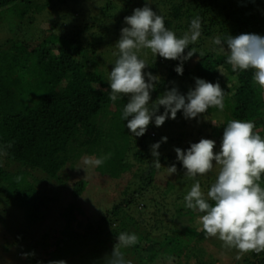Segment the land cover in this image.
<instances>
[{
    "label": "trees",
    "instance_id": "16d2710c",
    "mask_svg": "<svg viewBox=\"0 0 264 264\" xmlns=\"http://www.w3.org/2000/svg\"><path fill=\"white\" fill-rule=\"evenodd\" d=\"M100 1L0 0V24L5 21V27L11 33L0 42V54L5 55L4 62H6L4 65L0 64V157L3 155L21 167L16 171H9L0 166V194L5 195L3 198L7 204L13 202L18 204L30 217L38 214L44 201H51L52 204L58 201L40 195L36 185L39 183L37 181L41 180L36 176L30 178V170L42 172L47 178L54 179L62 187H66L69 197L71 194L78 197L85 187L84 182L75 180L70 183L65 168L74 170L78 157L91 145L94 148L98 143H102V140L105 142V136L108 138L107 135L112 134L110 127H113L116 133L130 131L126 126L127 121L122 119V111L128 98L120 96L115 102L110 100L107 78L109 75L99 67L106 64L104 52L118 54L115 42L120 36L121 28L127 26L124 17L131 15L134 8L142 7L145 0H120L119 4L107 0L103 5H100ZM83 6L88 8L82 9ZM150 6L158 15L163 16L165 26L173 30L178 37L188 31L191 20L197 15L201 17L202 25L198 41L189 45L197 53L183 62L182 75H178L175 71L180 61L164 59L160 62L159 58L156 61L150 50H140L138 56L141 59L144 56L151 57L148 72L159 73L160 78L150 93V103L170 89L173 84H177L179 91L186 94L190 88H194L195 78L220 83L222 77H227L228 81L222 82L220 86L225 91L224 107H228L229 117L232 120L253 121L256 125L254 131L264 137V88L254 83L253 69L233 72L226 62L228 52L213 43L215 37L228 34L235 36L241 33H255L264 36V0H151ZM95 7L97 10L100 9V14L106 22L114 16L111 11L117 10L113 18L115 22L113 33L109 31L107 25H104L96 27L95 32L91 31L90 37L84 35V31L94 27L92 23L85 21L86 18L98 21L96 15L94 17L88 15L90 8ZM30 13L32 15H29ZM33 13L48 14L51 23L37 36L28 32V23L35 24L36 21ZM77 20L84 23L75 30H69L70 23H75ZM101 47L105 48L104 52ZM187 51L188 49H185V53ZM201 51L204 52L203 56H199ZM156 56L159 57L158 54ZM116 58L117 55H114L111 65ZM145 79L147 80V77ZM214 108L210 107L206 113ZM163 111V106H159L157 114ZM172 121L166 118L163 124L170 126ZM154 127L157 128L153 118L147 128L151 130ZM208 128L210 125H206L204 131H199L206 132ZM221 128V126H211L212 136H218L214 140L216 143L221 142L222 135L218 134ZM105 129H107L106 133ZM101 132L104 133L103 138L100 136ZM182 135L187 134L183 132ZM204 138L212 139L211 135H206ZM156 139L155 136H150L147 129L144 135L134 137L136 146L132 147V155L136 160L132 169L138 185L134 196H137V193L141 195L153 185H157L156 177L161 171L164 172V165L175 164L177 172L172 176L180 178L178 172L183 167L182 163L173 160L174 154L170 150L165 154V150L168 151L165 142H161L158 149L161 167H155L154 158L151 156V145L161 141ZM198 141L199 139L194 142ZM187 148L188 146H185L182 150ZM204 177L197 178L204 180ZM261 186L264 187V176L261 179ZM134 196L126 198L123 205L115 204L112 211H106L96 221L97 225L90 227V233L94 232V235L100 238V242L111 245L116 243V236L119 233H131L119 229L116 211L119 210L120 215H127L123 213L127 211L124 209L125 204L130 203V199L132 200ZM178 196L174 200L175 203L176 200H180ZM63 198L61 197L62 201ZM68 205L70 213L78 211L75 210L72 202ZM52 207L53 205L49 208L46 218L53 216ZM177 212L182 219L185 217V226H181V231L185 228V238L188 236L191 240L194 237H205V232H199L200 226L195 225V220L198 218L196 211L186 208L185 212L180 210ZM66 217L69 223L73 219L72 214ZM141 218L144 219V216ZM160 218L159 216L156 219L160 220ZM183 224L184 221L181 225ZM0 225H2L1 221ZM68 228L63 234L70 232ZM144 228L147 230L146 227ZM181 231L170 228L157 236L159 225L154 229L149 227L146 234L139 237L144 244L136 247L138 262L158 264L159 260L163 259L161 264H165L166 253L172 252L168 259L180 263L184 257H181V254H173L175 248L183 242L188 243V246L185 245L187 247L191 243L182 239ZM56 238L53 240L55 241ZM65 238L70 242L68 238L72 236L64 235L63 239ZM3 249L7 251V247ZM52 251L53 249L50 250ZM53 258L49 257L50 260ZM38 259L39 257L32 256L26 262L36 264ZM261 260L263 264L264 256Z\"/></svg>",
    "mask_w": 264,
    "mask_h": 264
},
{
    "label": "clouds",
    "instance_id": "9594fccd",
    "mask_svg": "<svg viewBox=\"0 0 264 264\" xmlns=\"http://www.w3.org/2000/svg\"><path fill=\"white\" fill-rule=\"evenodd\" d=\"M150 5L151 0H145L142 7L134 8L131 15L124 17L127 26L121 28L115 42L118 54L114 53L117 58L108 76L110 100L115 102L120 96L128 98L122 119L127 121L126 126L134 137L144 135L153 118L159 127L166 118L175 119L181 110L185 119H191L205 114L210 107L224 109L225 91L218 82L202 78H195L194 88L186 94L173 86L150 103V93L160 78L143 71L149 64L138 56L140 50L148 49L155 57L158 54L167 60L180 61L175 71L182 75L183 62L197 53L189 45L198 41L202 28L201 17L197 15L191 20L188 31L178 37L165 26L163 16L153 11ZM213 43L227 49L226 62L233 72L253 69L254 83L264 88V36L255 33L228 34L215 37ZM185 49H188L186 53ZM203 55V51L199 52V56ZM159 106H163L164 111L157 114ZM212 123L216 127L224 125L218 152L214 151L216 142L208 138L190 143L184 150L179 147L174 149L176 159L185 169V176L194 181L184 196L185 207L203 213L199 217L201 230L208 237L220 239L225 247L237 249V259L248 252L259 254L264 251V187L261 186L264 137L254 131L256 125L251 120ZM166 141L167 137H161V141L151 145L156 168L161 167L158 159L160 143ZM104 159L85 157L82 163L85 166H100ZM214 166L216 178L205 195L200 181L195 178L208 174ZM167 171L169 175L176 173V165L168 166ZM138 239L134 233H119L105 264H131L125 259L122 249L136 245ZM22 255L28 257L34 252ZM48 264H66V261L52 260Z\"/></svg>",
    "mask_w": 264,
    "mask_h": 264
},
{
    "label": "rangeland",
    "instance_id": "374dc122",
    "mask_svg": "<svg viewBox=\"0 0 264 264\" xmlns=\"http://www.w3.org/2000/svg\"><path fill=\"white\" fill-rule=\"evenodd\" d=\"M106 1L107 0L100 1V5H103ZM112 2L119 4L121 1L113 0ZM85 8H88V6L82 7V9ZM90 9V14L88 15L93 17L96 15L98 21H95L96 19L94 21L92 19L91 21V18H86L85 21L92 23L94 27L84 31V35L90 37L91 31L95 32L97 31L96 27L104 25H107V27L110 28L109 31L113 33L112 28L115 23L113 18L117 10L114 9L111 11V14H114V16L106 22V19L101 16L99 8V10H97L96 7ZM29 15H32V13ZM34 15L36 18L35 24L28 23V32L37 36L43 29L49 27L51 23L48 14L45 15L43 13L38 15L35 13ZM25 23L27 24V21H25ZM83 23L84 22L80 20H77L75 23L71 22L69 30H75L77 26H81ZM5 24V21L0 24V42L11 34L7 27H5ZM205 44H207V42H205ZM101 49L104 52L105 48L101 47ZM5 51L6 49L3 50V52ZM224 51L227 52V49H224ZM104 54L106 64L101 65L99 68L103 70L105 74L109 75L114 53L106 51ZM4 57L5 55L0 54V64H6V62H4ZM158 58L160 62L164 60V58L162 59L160 56L153 57L156 61H158ZM143 60L149 64L151 57L144 56ZM143 71L147 73L148 66ZM154 75H159V73H155ZM227 81V77H222L220 83H218L221 84ZM173 86L177 87L178 85L173 84L172 87ZM229 115L230 112L228 107H224L222 111L218 108H214L208 111V113L201 114L198 118L185 119L181 110L177 112L176 118L172 119L173 121L170 126L162 124L151 130L147 128V131H149L151 137L155 136V139L167 137V142L165 143H167L166 147L168 151L165 150V154L170 150L171 153L174 154L173 160L179 161L176 159V153L174 151L176 147L181 149L185 146L189 147L190 143H193L197 139L204 138L206 135H211V138L216 140L218 136H212L210 132L211 126L213 125L212 121L218 124L221 122L226 124L229 120H232ZM206 125H210V128H208L206 132H203V129H206ZM220 126L222 128L218 134L222 135L224 125L221 124ZM110 128L112 129V134H108V138L105 136V142L102 140V143H98L94 148L91 145L86 152L80 155L76 160L74 170L67 169V167L65 168L70 183L75 180H82L84 182L85 187L80 196L74 197L71 194L69 197L66 187H62L61 184L57 183L54 179L47 178L42 172L37 170H30V178L36 176L41 180L37 181L39 183L36 185L40 195L48 196L58 201L54 204H52L51 201H44L45 203L41 205V208L37 212L38 214L35 215L36 217L27 216L24 209L14 202L7 204L3 198L4 194H0V221L2 224L0 225V264H27L26 260H30L32 256L39 257L36 264H48V262L45 261H49V257H54L50 261L63 259L66 261V264H105L106 256L110 254L113 245L100 242V238H98L97 235L95 236L94 232H91L92 234L90 233V227L96 226V221L106 213V211H112L115 204L121 203L123 205L126 198H132L138 190L136 189L138 185L136 184L134 169H132L136 160L132 155V147H134V145L136 146L134 136L130 131H125L123 133L120 131L116 133L113 127ZM199 130L203 131L200 132ZM106 132L107 129H105V133ZM183 132H186L187 135L183 136ZM102 135H104V133L101 132V138H103ZM220 143L221 142L215 144L214 151H219ZM85 157L105 159L104 163L100 166H85L82 163ZM0 159V166L5 170L16 171L21 168L18 164L12 163L6 159L3 155H1ZM213 163L215 162L213 161ZM168 166L169 165H164V172L161 171L162 173L160 172V174L157 175L155 180V183H157L156 186L153 185L151 189L147 192H143L141 195L137 193V196H134L132 200L130 199V203L125 204L126 207L124 209H127V211H123V213L128 216L120 215L119 210L118 212L116 211V222L119 229L130 231L136 234L138 238L141 237L142 234H146L149 227L154 229L156 225H159V234L157 236L170 228L178 232L182 230L181 226H185V217L182 219L178 216L179 213L177 210L182 212L186 211L184 196L190 190L194 181L185 176V169L183 167H181L180 170L178 169L180 171L178 172L180 178H173V176L169 175L167 172ZM204 176V180L201 178L199 181L202 185V191L206 192L215 181L216 167L214 166L213 170ZM197 177L199 178V176ZM197 177L195 179L198 180ZM152 189H154V191ZM60 194L61 196H59ZM206 194L207 192L205 195ZM177 195H179L178 197H180V200H176L175 203L174 200ZM61 197L64 201H62ZM151 197L153 199H151ZM68 198L70 199L68 200ZM70 202L75 206V210L78 211H74L73 213L69 212V208L67 207H70L68 205ZM52 205L54 217L46 218L48 210ZM65 205L67 206L64 207ZM196 213L198 214V218L195 220V225H197V227L200 226L199 232H201L202 226L199 217L202 216L203 213L199 211H196ZM68 214H72L73 216V223L71 220V224L66 217ZM109 215L111 216L112 213ZM141 216H144V219L141 218ZM159 216L161 217L160 220L156 219ZM45 218L46 220H44ZM117 219L124 223L118 222ZM183 221L184 224L181 225ZM143 226L146 227L147 230ZM67 228L70 232L67 231L63 234L64 230H67ZM184 229L185 228L181 231L183 234L182 239L188 240V242L191 241L189 245L190 248L187 247V242L178 245L173 254H181V257H184L182 261L176 263V261L168 259L172 253L168 252L166 253L165 264H262L261 257L264 256V251L259 254L248 252L241 255L240 259H237L236 257L239 255L238 250L225 247L223 242L217 237H208L205 234L204 238H195L193 236L194 238L190 240L188 236L185 238ZM189 229H192V227ZM150 231L153 234V231ZM64 235L68 237L72 236V238H68L70 242H68L66 238L63 239ZM55 237H57L55 240L57 243L53 240ZM55 244L58 245L55 246ZM139 244L143 245L144 242L138 239L136 245L122 249L125 254V259L131 261V264H140L138 262L139 255L135 252ZM186 244L187 246H185ZM4 247H7V251H4ZM51 249H53L52 252H50ZM168 251H170V249H168ZM28 252H34V255L28 257L22 255ZM140 252L142 254V251ZM48 254L50 256H48ZM151 261L149 260V262ZM162 261L163 259L159 260L158 264H161Z\"/></svg>",
    "mask_w": 264,
    "mask_h": 264
}]
</instances>
